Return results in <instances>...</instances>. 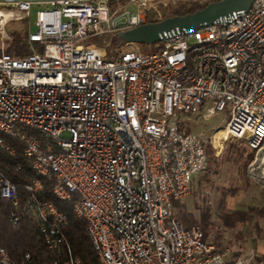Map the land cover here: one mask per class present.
<instances>
[{
    "label": "built area",
    "instance_id": "obj_1",
    "mask_svg": "<svg viewBox=\"0 0 264 264\" xmlns=\"http://www.w3.org/2000/svg\"><path fill=\"white\" fill-rule=\"evenodd\" d=\"M179 1L42 4L36 31L28 33L39 46L22 57L6 52L5 28L41 4H0V133L24 145V158L54 182L56 198L87 221L101 264H258L254 256L231 260L173 211L208 167V139L181 128L182 121L230 111L231 121L218 129L226 132L222 141L246 142L254 153L246 176L264 190V0L201 30L167 35L149 54L128 48L108 58L92 41L164 21V7ZM0 147L16 155L3 139ZM27 189L33 198L22 204L0 171V197L16 210L11 222L32 212L47 247L62 249L66 215L39 201L41 181ZM0 264L17 263L2 248ZM70 264L82 263L71 256Z\"/></svg>",
    "mask_w": 264,
    "mask_h": 264
},
{
    "label": "trees",
    "instance_id": "obj_2",
    "mask_svg": "<svg viewBox=\"0 0 264 264\" xmlns=\"http://www.w3.org/2000/svg\"><path fill=\"white\" fill-rule=\"evenodd\" d=\"M117 1L111 0L113 3ZM219 1L223 0H207L204 2L200 0H180L175 4L164 7V20L196 13L205 9L208 5ZM122 33H125V31L109 32L104 37L96 39L95 43L103 46L108 53V58H111L117 54V49L121 50L119 36ZM11 37V44L6 49L8 54L13 57H22L32 53L31 48L27 44V34ZM23 130L29 135L42 140L37 133L28 129ZM0 139H3L16 150V155L10 156L7 151L0 147V171L17 186L22 204L31 201L33 198L27 187L35 181H41L43 190L37 195L39 201L43 204L53 203L67 217L66 222L62 226L66 245L60 250H50L45 243L39 219L32 212L28 211L27 213H22L20 223L14 225L10 220V216L16 210L12 204L0 197V249H6L12 260L17 264H70L71 256L79 259L82 264H101L88 233L87 221L78 218L74 214L73 206L70 203L59 201L56 198L54 195V182L38 176L33 170L31 162L24 158V145L19 140L1 133ZM242 152L246 153L247 149L244 148L242 151H239L237 156L240 157ZM207 155L208 167L206 170L214 172L217 167L216 149H214L211 143L207 145ZM253 157V152L247 154L243 164L245 172ZM196 208L199 211L198 216L186 211V206L181 204V202H175L173 217L186 229L195 226L200 227L203 232V239L210 242L212 237L219 251H222L221 240L224 237L223 231L232 234V237L235 239L234 242L237 241L238 244L245 245V229L251 224L256 229L258 236L264 238V225H261V223L264 224L263 211L258 213L255 212V209L230 211L226 205L221 204L218 206L220 225L217 226L213 220L209 205L204 208L196 206ZM232 237L230 238V242H233ZM28 255L30 256L29 259L26 258ZM256 260L258 263L264 262V255L257 257Z\"/></svg>",
    "mask_w": 264,
    "mask_h": 264
},
{
    "label": "rangeland",
    "instance_id": "obj_3",
    "mask_svg": "<svg viewBox=\"0 0 264 264\" xmlns=\"http://www.w3.org/2000/svg\"><path fill=\"white\" fill-rule=\"evenodd\" d=\"M200 1L204 2L207 0ZM46 7L47 6L42 4L35 5L29 19L12 21L6 26L5 31L10 37L16 35L24 36L26 34L28 35L29 32H35L36 13L38 10ZM1 9L4 11L9 10L3 6ZM126 32L128 31H125V33ZM99 38L101 37H96L92 39V41L95 42V40ZM11 40H6L5 49L11 44ZM1 43L2 36L0 35V46ZM27 44L31 49L33 47L38 48L39 46V44H31L29 41ZM162 45V42L153 44V50H150L149 44L138 43L131 46L124 45L121 49H139L143 53L149 54L159 51ZM231 119L232 113L229 111L226 114H219L207 120L197 121L195 118L192 122L182 121L180 123L181 128L187 129L189 132L200 134L208 139V144L211 143L214 149H216L217 162V167L214 172L206 170L195 177L190 195L181 201V204L186 206V211L194 213L196 216L199 215L196 206L204 208L209 205L211 207L213 220L216 222L217 226L220 225V212L218 206L221 204L226 205L227 209L230 211H248L250 209H255L256 213L264 212V190L247 178L243 168L244 160L251 150L247 148L246 142L242 140L229 138L226 142H223V132L222 130H218L225 128ZM244 148L247 149V152H242L240 157H238V152L242 151ZM174 213L173 211V214ZM261 225L263 226L264 224L261 223ZM222 233L224 237L221 240V249L222 252H227L229 254L231 260L234 261L238 258L247 256H254L256 260L257 257L264 255V238L258 236L256 229L251 224L245 229V245L238 244L237 241L234 242L235 239L232 237V234L225 233V231ZM231 237L233 242H230ZM211 239L210 242L216 245L212 237ZM258 264H264V262Z\"/></svg>",
    "mask_w": 264,
    "mask_h": 264
},
{
    "label": "water",
    "instance_id": "obj_4",
    "mask_svg": "<svg viewBox=\"0 0 264 264\" xmlns=\"http://www.w3.org/2000/svg\"><path fill=\"white\" fill-rule=\"evenodd\" d=\"M66 0H0V4L33 2L36 4L55 3ZM257 0H223L208 5L205 9L183 17L169 18L158 23H152L122 33L119 36V46L129 44H157L172 33L197 31L212 26L235 13L249 11Z\"/></svg>",
    "mask_w": 264,
    "mask_h": 264
},
{
    "label": "bare ground",
    "instance_id": "obj_5",
    "mask_svg": "<svg viewBox=\"0 0 264 264\" xmlns=\"http://www.w3.org/2000/svg\"><path fill=\"white\" fill-rule=\"evenodd\" d=\"M223 133H222V138H224L225 139V137H226V132L225 131H222Z\"/></svg>",
    "mask_w": 264,
    "mask_h": 264
}]
</instances>
